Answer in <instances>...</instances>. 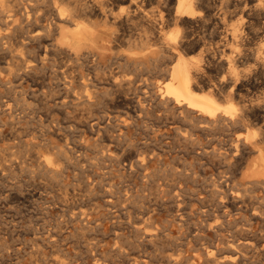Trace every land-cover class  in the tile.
Wrapping results in <instances>:
<instances>
[{
  "label": "rangeland",
  "instance_id": "obj_1",
  "mask_svg": "<svg viewBox=\"0 0 264 264\" xmlns=\"http://www.w3.org/2000/svg\"><path fill=\"white\" fill-rule=\"evenodd\" d=\"M130 7L126 0H0V264H159L179 250L185 264H196L202 252L195 236L216 243L236 231L264 235V184L244 191L246 162L231 166L232 135L196 131L195 140H185L178 121L158 106L154 86L143 84L163 87L167 77L137 72L131 62L141 52L132 41L145 27L131 25ZM62 13L67 21H59ZM61 26L98 33L75 49L59 34ZM131 78L142 83L132 94ZM261 89L255 95L264 99ZM250 131L242 136L257 133ZM228 189L247 212L231 211L228 199L218 204ZM154 234L152 243L145 238ZM248 263H264V252Z\"/></svg>",
  "mask_w": 264,
  "mask_h": 264
},
{
  "label": "bare ground",
  "instance_id": "obj_2",
  "mask_svg": "<svg viewBox=\"0 0 264 264\" xmlns=\"http://www.w3.org/2000/svg\"><path fill=\"white\" fill-rule=\"evenodd\" d=\"M126 1L130 2L131 4V7H130L131 8V13H130L131 14L130 16L131 25H134V24L138 25V23H140L141 25L143 24V26L145 27L143 28L145 31L144 36L138 37L139 39L137 40H134L133 38L131 39V40H134L132 41V45L138 46L141 50L140 53L131 55V62H134L135 69L137 70V72L146 71V72L156 73L157 75L161 74L162 76L167 77V81L163 83L164 85L163 87L159 84V82L152 83L151 85L146 84V83H143V84L146 86H151V88L152 86H154L156 90L157 98H158V101H157L158 106L163 108L166 112H170L172 114V117L178 121L179 124L176 125L177 133H179L180 135L182 133L181 136L185 140L188 141V140L194 139L193 136L196 131L197 132L198 131H201V132H209V131L212 132L213 131L214 133V131L218 130L219 132L223 131V132L228 133L229 136L232 135L231 137H233L232 139L235 145L232 148H234L235 151L234 153H232L233 156L230 159V164L231 166L240 168V167H243L246 162V166L244 167V170L242 172L241 183L243 184V186L244 184L246 185V188H244V191L247 192V194L252 193V191L255 189L256 186L264 184V146L262 145V143L264 142L259 139V136H261V138L262 136H264V99H260L255 95L256 92H259L258 91L259 89L261 88L264 89V0H126ZM104 7L106 9V5ZM9 9H10V5H9ZM87 9L90 10V8H87ZM99 11H100V15L102 14V16L106 17L103 10H99ZM82 12H85V11H82ZM89 12L90 11H88V13ZM16 13H18L17 10H16ZM60 13H61V10H60ZM64 13L59 15V21H65V20L67 21ZM91 13H92V9H91ZM82 15H84V13ZM8 17L10 18L9 15ZM92 18L94 19V17ZM128 21L126 20V23ZM93 28L95 27H92V30H87V29L82 30V27L78 26L76 27L74 32L70 33L66 30L64 26H61L59 27L58 31H59V34L62 37H64L65 41L70 45V47L79 49L83 46H86L89 42H91L90 39L96 33H98V32H95ZM164 29H172V30L169 32L168 35L163 36L162 31ZM131 32L133 33V31ZM37 33L38 35H40L41 32L39 33L38 31ZM20 34L18 35L20 36ZM33 34L36 35L35 33ZM51 36L53 37V35ZM36 39H38V37ZM2 40H3V37L0 36V46L2 44ZM7 42L9 41L7 40ZM0 50H1V47H0ZM0 83H2L1 78H0ZM139 84L142 86V83H139ZM139 84H137V80L135 81L134 79L131 78V94L139 90V86H140ZM142 100L139 99L137 102L139 107H142L140 106L142 104ZM135 103L136 102H135L134 97L131 96V109H133L134 112H136L137 110L136 109L137 105L134 106ZM161 120L160 122H158L159 124L161 123ZM184 126H188L189 129L184 130L183 129ZM255 128L257 130V133L255 134L246 133L245 136H242L243 135L242 131L248 132ZM211 132L209 134H211ZM206 134L207 133H205V136ZM214 136H218V134L216 133V135ZM177 137L179 136L175 137L176 141L179 139V138L177 139ZM187 141H185V143ZM211 141L213 142V140ZM189 146H190V143H189ZM171 147H174V146H171ZM132 149L133 148H131V150ZM172 149L175 150L176 148L174 147ZM254 150H257L256 151L257 155L254 157V160L250 162V158L248 155L254 152ZM225 154L224 156L227 155ZM149 155H152V154H149ZM186 155H187V152H186ZM147 162L149 163V161ZM138 165H140V167L146 166V164L141 163V161L138 163ZM235 170L233 172H235ZM187 174L188 176L190 175L189 172ZM188 176L186 177L187 180L189 178ZM224 181L226 180L224 179ZM221 183H224V182H221ZM247 185L250 187H247ZM252 188L254 189L251 190ZM233 190L228 189L224 193V196L222 195L223 192H221L222 199L219 197L220 202H218V204L221 205L226 202V199H228L227 201L230 200L229 202H231L230 203L231 211L235 210L238 213H242L245 211L247 212V208H248L247 205L246 206L244 205L245 202H242V205H239L237 201L240 198L238 197V195L233 196V193H235L234 192L235 190L234 191ZM232 191L233 193L229 194ZM241 192H243L242 189H241ZM244 194L245 193H243V196ZM212 195H214V192ZM230 195L232 196L231 198H230ZM212 197H217V196H211V198ZM185 200H186V197H185ZM207 204L209 205V200ZM213 204H216V203H213ZM165 206L167 207V205ZM211 214H214V213H211ZM229 215H230V212H229ZM232 231L233 230H231L230 232ZM242 232H244V234L246 233V235H235L237 234V231H236V232H233L234 235H229V237H224V236L220 237L216 243H214V241H211L206 237L195 236L194 238H192L196 242L200 243V246H201L200 252H202L198 254L197 256L198 259H196L197 260L196 264H245V262H248V261H250L251 263L257 262L259 260L261 253L264 252V235H247V233H251V231L249 230H243ZM147 237L150 238V241L152 243V241L158 238L159 235H155V234L145 235V238ZM156 243L157 242H155V244ZM162 246H164V244ZM179 251L178 252L172 251L171 253L165 255L159 264H185L184 260L186 261L187 259H185V257L183 256L184 255L182 254L183 251L182 252H179ZM191 262L192 261H190V264ZM147 264H157V263H155L153 259H150L148 260ZM261 264H264V263H261Z\"/></svg>",
  "mask_w": 264,
  "mask_h": 264
}]
</instances>
